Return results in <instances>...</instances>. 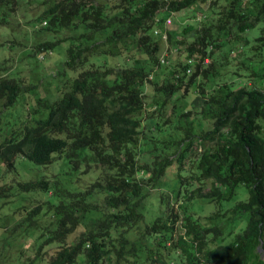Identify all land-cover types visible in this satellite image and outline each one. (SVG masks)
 I'll use <instances>...</instances> for the list:
<instances>
[{
    "label": "trees",
    "instance_id": "trees-1",
    "mask_svg": "<svg viewBox=\"0 0 264 264\" xmlns=\"http://www.w3.org/2000/svg\"><path fill=\"white\" fill-rule=\"evenodd\" d=\"M32 4L33 47L9 54L68 45L48 74L59 97L29 108L14 105L37 86L0 65V200L26 204L32 261L264 264V0H0V25ZM178 93L201 106L180 110Z\"/></svg>",
    "mask_w": 264,
    "mask_h": 264
},
{
    "label": "rangeland",
    "instance_id": "rangeland-1",
    "mask_svg": "<svg viewBox=\"0 0 264 264\" xmlns=\"http://www.w3.org/2000/svg\"><path fill=\"white\" fill-rule=\"evenodd\" d=\"M33 5L35 4L28 5L29 8L27 9L25 6L24 8L26 9V11L23 13H21L20 11L14 14L4 8V12H6L5 14L7 16V22H5V24L0 25V45H5V47L7 48L6 55H3L0 49V65L5 64L7 68L11 69L10 72H15L17 77L21 74V77H25L31 80V85L37 86V88H33L32 90L22 94L18 98L16 104L14 105L15 110H21L24 107L29 108L31 105L34 104V101L37 98H46L49 100L57 99L59 96H57V90H55V86L61 85V81L58 80L57 82H55L54 85L55 80L49 79L48 74L52 69L55 71L59 69L63 70L62 65L66 60V49L68 47L66 43L58 45L53 55L47 58L45 61L41 60V56H37V58L35 59L32 54H26L24 52H20V50L14 51L16 52L15 55H13L12 53L13 50L11 52L12 55L9 54V43L13 39L22 43L23 46L26 45V49H31L33 47L32 39L36 38L37 35L34 36L35 33L32 30L34 28L39 29L40 27L36 23V21H31L35 18L37 8L36 5L35 7ZM206 11V7L204 8L195 6L192 10L188 9L174 15V23L175 25H184L187 22L192 23L198 17L203 16ZM171 21L173 22V19H171ZM29 23L30 25H32V27H30ZM258 34L259 27L250 32V35L252 36H256ZM29 37H31L32 39L29 40ZM50 38L52 39V37ZM166 38L167 37L164 34L161 37L162 49L159 54L160 56L166 54L165 50L168 48V45L166 44ZM6 56L9 59L7 60V62L4 61ZM234 56L235 52H233L232 54V57ZM184 59L185 57L181 55L182 62L184 61ZM172 60H170L169 62H172V64L176 63V55L173 56ZM66 72L67 78H73L75 76L74 72L72 71ZM152 77L154 81H157V83L160 84L166 78V72L156 71L155 73H153ZM226 79L227 78H225V80ZM52 85H54V89L53 87H51ZM213 86L214 84L210 82L208 84V90H211ZM237 87L238 86H236L235 88ZM148 90H150V87H148ZM196 98L197 95H189L187 97H183L181 93H178L173 96L172 102H176L180 110L186 107L198 108L201 106V104L195 101ZM13 112L15 111L13 110L11 112H8V119H12L14 115ZM33 173L34 175L36 174L35 172ZM5 183L8 184L10 183V181H8L7 177L2 176V171L0 168V185ZM237 192L238 198H240L241 200L247 199L248 195L243 187H240ZM24 197L27 200L31 199L33 201H40V199L43 198V196H40V194H36L32 197ZM21 207H27L21 197L20 199L14 197L6 203L0 200V237H3V232L7 229L9 230L8 236H14L13 240L8 238V243H2L0 240V246L2 247L0 248V264H47L45 259H35L34 261H32L35 258V249L37 247V242L33 240V235L36 231L32 232L30 230L25 229V213L20 210ZM194 208H196L197 210V208H200V205L195 204ZM15 229H17V233L16 235H13ZM36 233L38 234V232ZM82 259V256L78 257V261H82Z\"/></svg>",
    "mask_w": 264,
    "mask_h": 264
},
{
    "label": "built area",
    "instance_id": "built-area-1",
    "mask_svg": "<svg viewBox=\"0 0 264 264\" xmlns=\"http://www.w3.org/2000/svg\"><path fill=\"white\" fill-rule=\"evenodd\" d=\"M166 22H167V24H169V23H170V20H169V19H167V20H166Z\"/></svg>",
    "mask_w": 264,
    "mask_h": 264
},
{
    "label": "water",
    "instance_id": "water-1",
    "mask_svg": "<svg viewBox=\"0 0 264 264\" xmlns=\"http://www.w3.org/2000/svg\"><path fill=\"white\" fill-rule=\"evenodd\" d=\"M262 250L261 249H259V252H261Z\"/></svg>",
    "mask_w": 264,
    "mask_h": 264
}]
</instances>
